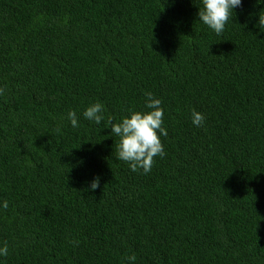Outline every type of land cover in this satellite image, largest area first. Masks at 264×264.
<instances>
[{
	"label": "trees",
	"instance_id": "16d2710c",
	"mask_svg": "<svg viewBox=\"0 0 264 264\" xmlns=\"http://www.w3.org/2000/svg\"><path fill=\"white\" fill-rule=\"evenodd\" d=\"M198 4L0 0L5 264H264V5L243 0L217 35ZM148 91L168 135L145 174L116 159L107 117ZM95 101L100 125L82 115Z\"/></svg>",
	"mask_w": 264,
	"mask_h": 264
},
{
	"label": "clouds",
	"instance_id": "9594fccd",
	"mask_svg": "<svg viewBox=\"0 0 264 264\" xmlns=\"http://www.w3.org/2000/svg\"><path fill=\"white\" fill-rule=\"evenodd\" d=\"M243 0H199V20L221 35L230 19H233L235 9L242 6ZM255 5H264V0H255ZM264 9V8H262ZM261 9V10H262ZM259 11L256 26L264 29V12ZM4 94L3 86H0V95ZM83 118L97 125L105 122V105L99 101L89 103L83 113ZM67 121L72 128L80 127L79 118L75 110L68 111ZM192 124L200 127L205 121V115L195 109L191 112ZM110 132L118 137L116 144V159L128 164L132 172L143 171L147 174L151 171L156 157L163 158L166 155L165 146L161 137L168 135L164 126V108L162 99L156 97L152 92H145L144 109H129L128 114L118 122H114L111 116L107 117ZM100 187V177L95 176L90 182V189ZM9 208L7 199L0 200V211ZM9 246L6 242L0 243V264H5L9 256ZM135 254L127 255L123 264H136Z\"/></svg>",
	"mask_w": 264,
	"mask_h": 264
}]
</instances>
